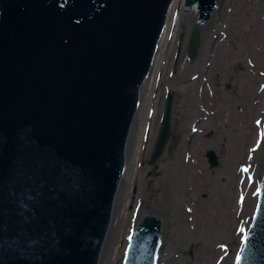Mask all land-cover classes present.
I'll use <instances>...</instances> for the list:
<instances>
[{"label": "water", "instance_id": "water-1", "mask_svg": "<svg viewBox=\"0 0 264 264\" xmlns=\"http://www.w3.org/2000/svg\"><path fill=\"white\" fill-rule=\"evenodd\" d=\"M172 2L0 0V264L98 263ZM217 2L182 0L183 14L197 12L188 55ZM171 108L169 92L149 164L170 137ZM258 187L237 264H264V171ZM161 246L162 222L148 213L121 264H158Z\"/></svg>", "mask_w": 264, "mask_h": 264}, {"label": "rangeland", "instance_id": "rangeland-1", "mask_svg": "<svg viewBox=\"0 0 264 264\" xmlns=\"http://www.w3.org/2000/svg\"><path fill=\"white\" fill-rule=\"evenodd\" d=\"M177 1L168 10L139 90L124 170L97 264H121L132 229L148 213H157L162 222L158 264H231L256 204L264 171V0H218L200 28L192 55L187 54V43L197 12L183 14L179 0L175 14ZM210 69L219 77L215 94L207 88ZM169 92L170 137L149 164ZM257 139V150H250ZM235 144L242 150L240 157L233 153ZM209 151L216 158L213 166ZM239 175L256 185L248 188L242 211L234 212Z\"/></svg>", "mask_w": 264, "mask_h": 264}, {"label": "bare ground", "instance_id": "bare-ground-1", "mask_svg": "<svg viewBox=\"0 0 264 264\" xmlns=\"http://www.w3.org/2000/svg\"><path fill=\"white\" fill-rule=\"evenodd\" d=\"M174 1V0H173ZM193 12H195V9L192 8L191 9ZM213 51L215 52V54L217 53V51L219 52V48H217L215 46V48L213 49ZM208 79H209V82L207 84V88L209 89V92L211 93H214L215 94V84L217 83V79L219 78L217 76V73L216 71H214L213 69H210V71L208 72ZM218 77V78H217ZM209 95L208 93V90H207V93H206V97ZM209 97V96H208ZM245 99H247V96H245ZM248 100V99H247ZM248 106H249V109L251 111H253V107L249 104L248 102ZM262 124H264V118H263V121H262ZM261 137L264 135V132L261 131ZM263 140V138H262ZM262 142V141H261ZM257 147H258V139H257V145H253L251 146V149L252 151L254 150H257ZM256 152V151H255ZM233 153L238 155V157H240V155L242 154V150L240 148V146L238 144H235L233 146ZM253 179H251L250 177L246 176V177H240V175L237 177V180H236V199H235V204L233 205V210L234 212H241L242 211V208H241V205L243 203V199H241L242 197L244 198L245 195H246V192L248 190V188L251 186V184L253 185V187H255V182H253ZM196 186L197 188L200 186V178L198 176V182H196ZM253 203H255V200L252 201V206H253ZM254 210V208H253ZM246 213V212H245ZM246 217H248V215L246 214ZM236 256H237V252L235 253L234 257L232 258L231 260V264H236L235 261H236ZM225 264V263H223Z\"/></svg>", "mask_w": 264, "mask_h": 264}, {"label": "snow or ice", "instance_id": "snow-or-ice-1", "mask_svg": "<svg viewBox=\"0 0 264 264\" xmlns=\"http://www.w3.org/2000/svg\"><path fill=\"white\" fill-rule=\"evenodd\" d=\"M257 123L259 124V121H258ZM247 170H248L247 168H242V171H245V172H246ZM259 192H260V188L258 187V188H257V193H256V194H258ZM241 199H243V197H242ZM240 231L243 232L244 229L241 228ZM237 261H239V255L237 256Z\"/></svg>", "mask_w": 264, "mask_h": 264}]
</instances>
